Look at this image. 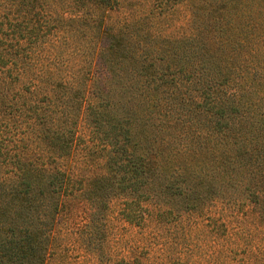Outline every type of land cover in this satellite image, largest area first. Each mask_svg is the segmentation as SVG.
I'll use <instances>...</instances> for the list:
<instances>
[{
  "label": "trees",
  "instance_id": "obj_1",
  "mask_svg": "<svg viewBox=\"0 0 264 264\" xmlns=\"http://www.w3.org/2000/svg\"><path fill=\"white\" fill-rule=\"evenodd\" d=\"M154 1L165 15L188 6L193 32L144 34L124 0H0V133L10 129L22 99L18 127L42 145L37 152L0 148V264H43L69 201L90 210L114 197L185 194L207 183L193 162L197 154L185 152L188 139L166 132L176 119L193 124L192 138L207 140L230 178L239 171L248 179L264 175V130L244 126L250 118L264 121V0ZM81 31L87 69L73 64L64 45L68 34L76 39ZM188 43L196 45L191 55L180 48ZM150 47L161 54L160 66L145 64ZM118 98L138 99L136 109L128 103L121 114V101L117 114ZM178 104L188 110L174 115ZM156 111L163 117L160 134L144 135L142 122ZM192 117H202L207 128ZM79 136L103 165L82 190L73 189L64 164ZM245 187L264 219V182Z\"/></svg>",
  "mask_w": 264,
  "mask_h": 264
},
{
  "label": "rangeland",
  "instance_id": "obj_2",
  "mask_svg": "<svg viewBox=\"0 0 264 264\" xmlns=\"http://www.w3.org/2000/svg\"><path fill=\"white\" fill-rule=\"evenodd\" d=\"M124 1L126 12L136 17L135 23L144 30V34L155 36L157 31H162L159 33L185 35L193 32L191 27L194 28V23L189 22L188 6H178L169 11L167 16L165 9L160 8L157 2L154 4V0ZM135 3L139 7H133ZM150 30L155 31L150 33ZM67 36L68 40L64 45L66 51H73V64L87 69L88 60L83 57L84 52L88 50L85 34L82 31L80 34L77 32L76 39L69 37V34ZM149 41L153 42L154 39ZM195 46L188 43L180 48L186 49L187 54L191 55ZM75 47L79 50L75 51ZM65 48L62 47L61 50L64 52ZM148 50L152 51V55L144 53L148 55L146 60L144 59L145 64L149 61L155 67L160 66L161 54L152 50V47ZM188 55L186 66L190 67ZM9 91L14 94L17 92L15 89ZM118 99L117 105H114L117 114H120V111L121 114L124 113L128 103H133V109L137 107L138 99L127 104L126 99ZM121 101L123 106L120 110ZM22 102L24 103L22 99H19L18 103L15 102L16 106L13 108L16 115L14 121L10 122V129L0 133V148L7 151L28 149L37 152L42 147L39 137L27 136L19 129L23 112L20 110L24 108ZM185 106L175 105L174 115L187 111ZM151 108L157 107L151 105ZM11 111L12 109L7 107L6 112ZM152 112L150 116L146 115L148 118L140 126L141 130L144 128L148 131H144V135L158 137V121L162 122L163 117L159 115V111H156L158 115ZM183 119H176L174 125L165 124L166 132L175 136L183 134L188 139V150L185 152L192 156L197 154L194 159L199 161L193 159V162L198 165V171L206 174L203 180L207 183L185 194H159L150 199L141 196L136 199L134 196L114 197L106 202L105 207L98 202L97 208L90 210L80 201H69L66 203L68 209L61 215L59 223L51 232L50 245L43 264H264V219L260 213L259 216L256 215L244 190L247 183L264 182V175L248 179L239 171L238 177L230 178L224 169L228 166L225 161L221 160L217 167L216 161L220 159L212 152L210 144L207 140L197 141L192 138L198 136V132L188 130L194 126L190 124L187 127ZM188 121H198V124H195L204 130L208 126L202 117H192ZM137 124L140 123L137 121ZM244 126L246 131H250L252 127L256 131L259 126L263 131L264 128L261 127H264V121L260 118H250ZM157 152L158 149L153 151L154 154H159ZM241 161L237 159L232 163L237 172L239 168L243 169L240 167L243 164ZM64 164L72 174L70 182L76 190L86 189L93 176L103 166L98 151L89 147L88 140L81 136L76 138L71 147V156ZM247 167L249 168V165ZM262 172L264 173V166ZM192 180L199 181V178ZM152 186L155 188V184ZM201 197L207 198L206 201H194L195 198ZM19 223L23 224V221L20 220Z\"/></svg>",
  "mask_w": 264,
  "mask_h": 264
}]
</instances>
